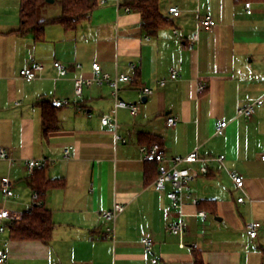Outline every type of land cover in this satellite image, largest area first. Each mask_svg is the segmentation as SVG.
Returning <instances> with one entry per match:
<instances>
[{
  "label": "crops",
  "instance_id": "crops-1",
  "mask_svg": "<svg viewBox=\"0 0 264 264\" xmlns=\"http://www.w3.org/2000/svg\"><path fill=\"white\" fill-rule=\"evenodd\" d=\"M131 1L98 3L75 30L50 24L37 40L19 32L23 0H0V148L16 161L0 160V184L3 177L11 178L18 195L5 199L0 188V209L26 214L36 192L26 162L46 159L53 164L44 173L49 185L42 195L54 222L49 243H43L11 239L8 229L16 221H6L0 251L7 252L9 264H153L152 259L189 264L195 244L205 264H264V104L252 118L238 117L250 99L264 100V0H158L171 23L152 36ZM171 7L181 10L179 18L169 13ZM197 10L211 14L215 26L201 29ZM61 14L62 7L38 15L51 20ZM55 62L69 67L66 77H59ZM95 62L111 77H136L120 88L121 98L139 108L135 117L125 109L118 112V133L126 143L101 123L114 107L108 85L85 88L79 107L86 113L73 104L50 106L53 99L74 102L75 79L90 77ZM37 64L42 70L35 80L21 79L22 69ZM131 64L138 66L135 73ZM171 69L178 72L177 80L170 79ZM200 81L208 85L202 94ZM144 88L153 95L145 96ZM171 117L178 120L174 127L167 123ZM45 119L56 129L46 132ZM219 121L229 124L224 136L215 134ZM154 144L169 158L195 150L203 157L226 156L223 163H208L209 174L192 181L193 194L209 206L187 204L183 238L168 231L179 212L166 192L154 187L158 166L142 161L140 148ZM68 147L71 156L64 159ZM187 167L196 173L199 164ZM232 171L244 176L243 190L236 188ZM241 197L244 203L238 202ZM115 203L126 209L117 218L113 240L102 213ZM199 211L207 216H197ZM251 221L263 223L255 240L246 232ZM142 232L154 243L150 255Z\"/></svg>",
  "mask_w": 264,
  "mask_h": 264
},
{
  "label": "built area",
  "instance_id": "built-area-1",
  "mask_svg": "<svg viewBox=\"0 0 264 264\" xmlns=\"http://www.w3.org/2000/svg\"><path fill=\"white\" fill-rule=\"evenodd\" d=\"M101 5L106 4L107 0H93ZM247 14L251 15L253 13L251 2L245 4ZM129 11V9H127ZM199 15V24L201 29H211L215 26L216 22L211 14H200V11H196ZM169 13L174 18H179L181 16V10L177 7H171ZM177 34L178 31H175ZM199 40V33L195 34L193 38V43ZM193 43L190 44V49L193 48ZM54 67L58 71L59 77H66L69 73V67L61 62H55ZM75 68L82 70L83 66L81 64H76ZM131 70L135 73L138 69L136 64H131ZM42 70L40 65L28 66L21 70L20 77L26 82H32L38 77V73ZM179 74L175 69L170 71V79L177 80ZM136 81L134 74H116V76L111 77L109 74L105 73L101 65L98 62L92 65V74L90 77H79L75 79L74 82V102L68 99H53L51 100V106L54 108H63L70 105L76 106L78 112L86 113L85 110L79 107V99L84 95L85 88L90 87H102L108 85L112 88V95L114 98V107L111 114H106L101 116V123L114 130L116 140L122 143H126L127 140L123 138L118 130L120 128L118 121L119 110L125 109L130 112L132 116H136L138 113L137 104H130L126 102L120 96V88L122 84L132 85ZM161 86L166 84L165 81L159 83ZM208 85L205 82H198L197 92L202 94L206 91ZM154 91L150 88H144L143 94L145 96L153 95ZM264 104L263 99H250L245 105L238 109V117H243L245 119H250L255 114L256 108ZM89 116H92L89 114ZM168 126L174 127L177 125L178 120L171 117L167 121ZM229 124L226 121H219L215 127V134L217 136H224ZM72 152V147H68L64 150V159H70ZM142 161L145 163H154L158 166V176L154 182V187L157 191L166 192L167 197L173 204V207L179 212V219L172 223L168 231L174 236L183 238L187 232L186 218L187 214L185 212V207L187 204L191 203L194 207H198L200 201L193 194L191 183L199 176H207L209 174L208 163L216 161L223 163L226 159L225 155H220L217 157H203L198 150L191 152L186 156H176L169 158L166 156L165 151L160 145L154 144L152 146H142L140 148ZM0 160L8 161L11 165H14L16 161L13 159L12 154L9 150L5 148H0ZM262 161H264V154L262 156ZM52 162L46 159L42 160H29L26 162L27 169L34 173L35 171H41L46 169ZM199 164L196 173H193L187 165ZM230 176L237 189L243 190L245 187V178L240 173L236 171L230 172ZM172 186L173 190L168 191V186ZM1 192L5 199L16 198L18 195L15 192V183L9 177H3L0 184ZM39 200V194L37 192L33 193V204L27 207V212L29 213L33 205ZM239 203H244L245 198L241 197L238 199ZM126 206L120 203H115L114 206L103 211L102 215L104 220L109 224L106 228V232L114 239L116 231V221L117 218L125 211ZM199 217L205 218L207 216L206 211H199L197 214ZM23 216H13L9 210L0 209V234L6 231V221H20ZM263 228V223L260 221H251L246 224V232L248 236L255 240L258 239L261 229ZM141 243L145 251L150 255L153 253L154 243L150 237L147 236L145 232L141 233ZM181 248L187 247L184 242L180 244ZM192 250L197 249V245L193 244L191 246ZM153 264H158L157 259H152ZM0 264H9V256L7 252L0 251ZM189 264H194L192 261Z\"/></svg>",
  "mask_w": 264,
  "mask_h": 264
},
{
  "label": "trees",
  "instance_id": "trees-1",
  "mask_svg": "<svg viewBox=\"0 0 264 264\" xmlns=\"http://www.w3.org/2000/svg\"><path fill=\"white\" fill-rule=\"evenodd\" d=\"M47 0H23L22 3V25L19 30L21 34L30 32L37 40H40L46 27L50 24H60L67 31H73L81 21L89 18L93 10L99 5L93 0H60L62 14L60 17L51 20L39 19V8ZM131 8L136 9L142 17V28L148 35H156L158 31L170 25L171 20L162 15L158 0H132L129 3ZM51 106V104H50ZM52 107V106H51ZM53 109H57L52 107ZM51 120L45 119V131L56 129ZM152 141V140H150ZM156 166L154 163H148ZM47 170L35 171L31 180V185L39 194V200L33 205L31 211L26 213L20 221L13 222L9 226L10 238L22 241H41L49 243L53 231L54 222L51 212L45 207V194L49 181L44 177ZM158 172L155 175L157 178ZM207 204L200 202L198 207H208ZM194 264H205L200 251L194 250Z\"/></svg>",
  "mask_w": 264,
  "mask_h": 264
},
{
  "label": "rangeland",
  "instance_id": "rangeland-1",
  "mask_svg": "<svg viewBox=\"0 0 264 264\" xmlns=\"http://www.w3.org/2000/svg\"><path fill=\"white\" fill-rule=\"evenodd\" d=\"M50 8V9H48ZM53 8L55 9H61V6L59 3H54V4H47V3H44L40 8H39V14L41 13H44V14H47L48 13V10H53ZM45 10V11H44ZM42 17V16H40Z\"/></svg>",
  "mask_w": 264,
  "mask_h": 264
},
{
  "label": "water",
  "instance_id": "water-1",
  "mask_svg": "<svg viewBox=\"0 0 264 264\" xmlns=\"http://www.w3.org/2000/svg\"><path fill=\"white\" fill-rule=\"evenodd\" d=\"M48 3H54V0H47Z\"/></svg>",
  "mask_w": 264,
  "mask_h": 264
}]
</instances>
